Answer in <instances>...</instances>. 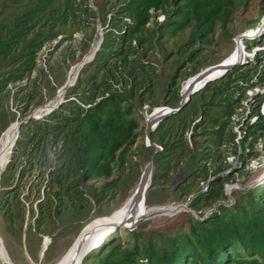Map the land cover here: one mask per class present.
Here are the masks:
<instances>
[{
	"label": "trees",
	"instance_id": "16d2710c",
	"mask_svg": "<svg viewBox=\"0 0 264 264\" xmlns=\"http://www.w3.org/2000/svg\"><path fill=\"white\" fill-rule=\"evenodd\" d=\"M250 3L103 0L93 8L90 0L3 2L0 109L12 98L18 103L19 119L31 112L44 79L56 74L63 62H78V50L92 42L93 33H87L92 23L99 22L104 35L92 60L79 67L75 83L66 87L64 101L47 115L21 124L0 174L4 218L25 219L21 188L34 169L39 178L34 219L39 232L52 210L84 206L88 198L82 186L92 189L96 204L109 201L119 192L125 172L138 167L137 157L153 156L148 191L173 187L197 217L188 216L185 224L157 238L119 229L127 233V241L116 232L88 252L82 264H264V186L233 195L228 205L225 185L242 170L236 167L235 173L223 174L231 154H238L245 167L261 160L257 145L264 138V28L243 40L251 56L207 82L178 112L158 122L151 133L161 148L158 152L139 140L144 134L140 113L144 105L177 108L181 81L199 72L208 46L233 36L230 24ZM158 14L164 16L163 22H158ZM184 32L186 40L168 50V39ZM76 33H82L77 46L72 42ZM50 44V56L42 62L40 53ZM63 44L62 60L53 61ZM155 51L164 63L175 66L160 103L158 70L149 59ZM245 101L250 108L243 118ZM183 164L185 172L175 181Z\"/></svg>",
	"mask_w": 264,
	"mask_h": 264
},
{
	"label": "rangeland",
	"instance_id": "374dc122",
	"mask_svg": "<svg viewBox=\"0 0 264 264\" xmlns=\"http://www.w3.org/2000/svg\"><path fill=\"white\" fill-rule=\"evenodd\" d=\"M102 1L103 0H90L91 6L95 8V4ZM113 1L114 0H110V2ZM3 2H10V0H2L0 2V10L2 8ZM263 8L264 0H251V3L246 10L244 9V6H242L237 12V17L234 23L230 24V31L233 33V36L230 39H224L225 41L218 45H207V48L209 50L201 59V68L199 72L207 68L208 66L211 67L224 61L228 62V59L230 57H236L238 53L235 50L237 47L236 45L239 35L245 34L246 31L250 30L258 32L264 28V15L263 17L261 16ZM260 17V22L255 23ZM100 25L101 24L99 22L95 24L92 23L90 27L87 28L88 34L93 33V39L89 44V47H81V49L78 50L77 54L78 56H80L78 62H80L85 54L90 50L92 44L99 39L100 31L102 30V27ZM187 35V32H184L180 36L171 37L168 39V43L165 44V46L168 50H173V44L175 42L179 44L184 42L187 38ZM75 36L77 37V39L72 42L77 46L78 41H80V38L82 37V33H76ZM55 42L56 41H54L52 44L54 45ZM68 43H70V41ZM64 46L65 44L60 47L57 53H54V55L52 56L53 61L62 60L60 51ZM51 49H53V47L50 44L42 50V53H40L42 62H44L45 59L47 60V58L50 56L48 52ZM246 54L251 56L252 52L246 51ZM149 59L157 66L158 75L156 77V87L158 89L157 99L160 103L162 100L163 92L167 88L170 74L174 70L175 66L170 65V63H164L160 54L156 51L149 57ZM78 62L73 64L63 62L61 68L57 70L56 74L52 76L49 75L47 79H44V81H42L40 90L36 93V99L33 103L31 112H29L26 116L31 114L39 106L47 104L57 97L59 87H61L66 82L71 68ZM187 79L181 81V88ZM256 90L257 88L254 90H249L248 93L252 95ZM244 105L245 109L243 112V118L246 117V113L250 108L249 106H246V101ZM17 106L18 103H16V101L14 102L12 98H10L8 105L6 104V107L4 109H0V139L6 127L14 119H19L20 115L17 110ZM233 118L234 120H237L238 115H233ZM141 121H143V119H141ZM238 124H241V122H239ZM238 124L234 125L233 129L236 134L238 133ZM143 125H145V121H143ZM142 131L143 133H145V127L142 129ZM144 139L145 137L143 134L139 140L141 142ZM257 150L259 152L261 160H253L246 167L243 163V160L239 159L238 154L234 153L233 155H229V165L228 168L224 170L223 174L231 172L235 173L236 167L241 169L242 171L237 175V178L234 180V182L227 183L225 185V192L230 197L228 205H231L230 202L233 200V195L235 197H239V192L246 193L253 188H258L260 190L261 187L264 186V138H261L259 140ZM199 155L200 153L196 152L195 156L197 157ZM137 158L139 159L138 167L134 168V170L128 169L125 172L121 188L111 200L96 204L92 189L86 186H82L88 198V200L84 202V206H67L62 207L58 210H52L50 215L46 217V221L43 224L41 231L39 232L36 231V225L34 221L37 214L36 202L39 200H35L37 198L36 189L37 184L39 183V178H37L38 175H35L36 170L34 169L31 175L28 174V177L26 178V181L22 183L23 187L21 188L20 197L25 204V219L21 220L18 218L13 222L7 221L4 218L2 211L0 210V234L3 238L4 244L12 261L15 264H54L57 259L71 246L80 242L84 237H87L90 234L94 233L97 226L105 219H107L112 211H114L125 201L128 195L132 192L133 188L138 184L142 171L151 161L147 160V158H145L144 156ZM183 172H185V164H183L180 167V170L177 172L175 181L179 179L180 175ZM204 188L205 184L202 186L201 190H204ZM40 190L42 191V187ZM28 194H30V198H26ZM33 199V208L35 210L34 215H32L29 210L30 203L31 201H33ZM146 200L144 204L152 207L158 206L162 208H172L187 203L186 199L179 198L174 194L173 187L168 190L158 189L153 192H149L147 190ZM190 209L181 208V210L176 209L172 212H157L151 215L149 218L141 221L139 224L132 226L131 228H128V226L130 227V225L114 226L103 234L101 240L102 242H100L99 245L104 243L107 239L114 238L113 234H115L116 232L119 238L127 241V233L124 231H118L119 229L125 228H127L128 230L134 229L136 231H140L147 237L149 235H152L157 238L161 233L174 230L175 228L179 227V224H185V220L188 216L197 217V214H194L191 211L192 209ZM163 212L166 213L164 214ZM43 236H47V238L50 239L51 242H49L48 239L43 242ZM99 238L100 236L96 237L94 239V243L98 241ZM40 252L42 255H40ZM36 256L38 260H35Z\"/></svg>",
	"mask_w": 264,
	"mask_h": 264
},
{
	"label": "bare ground",
	"instance_id": "6f19581e",
	"mask_svg": "<svg viewBox=\"0 0 264 264\" xmlns=\"http://www.w3.org/2000/svg\"><path fill=\"white\" fill-rule=\"evenodd\" d=\"M259 28V27H258ZM247 37V31L245 32V37L240 38L238 37L237 39V47L236 50L238 55L235 57H230L227 61L224 62H220L218 64H215L211 67H207L205 69L202 70L201 73H199L196 76H192L189 79L186 80V82L184 83V93H187V91L189 89H191L192 87L196 86L199 82L203 81L206 77H208L209 75L213 76V75H218L220 74V72H222V70L227 67V64H230L232 61H239L242 56H243V39ZM248 37H251L250 34H248ZM97 41L94 43L93 47L91 48L90 51H88L85 54V58L86 60H88L93 52L96 49V44ZM244 53H245V49H244ZM220 64V65H219ZM80 64L79 62L77 64H75L68 75L67 80L69 82H73L75 79V76L77 74V70L79 69ZM200 84V83H199ZM61 87H59L58 92H57V97L54 100H51L49 102L48 105L44 106H39L38 108H36V112L35 114L37 116H40L42 113H44V111L48 110L49 108H51L55 103H57L63 95V90L60 89ZM40 118V117H38ZM18 122L19 119H14L4 130L1 139H0V174L3 171L11 150L13 148V143H15L16 141V135L18 132ZM149 169L147 167L144 168V170L141 173V176L139 178V182L138 184L133 188L132 192L128 195V197L125 199V201L118 206L114 211H112V213L110 214V216L105 219L103 222H101L96 230L94 231V233L90 234L87 237H84L80 242H78L77 244L71 246L66 252H64L54 264H82V254L84 253V250L87 249L89 246H91L92 244L97 243L98 241H96L94 243V239L98 236L103 235L106 231H108L110 228L117 226V225H130V226H135L137 224H139L141 221L149 218L151 215H153L154 213H159L162 211H168V212H172L175 211L177 208H162V207H156V206H148L146 204H144L145 200H146V194H147V190L149 188L148 187V183H149V178H150V173H149ZM164 213V212H163ZM166 213V212H165ZM164 213V214H165ZM102 240V238H101ZM100 240V242H101ZM0 264H15L8 251L7 248L4 244L3 238L0 234Z\"/></svg>",
	"mask_w": 264,
	"mask_h": 264
},
{
	"label": "water",
	"instance_id": "95a60500",
	"mask_svg": "<svg viewBox=\"0 0 264 264\" xmlns=\"http://www.w3.org/2000/svg\"><path fill=\"white\" fill-rule=\"evenodd\" d=\"M103 37H104V35H103V30H101L100 31V37H99V39L97 40V45H96V49H95V51L93 52V54H92V56L88 59V60H86V59H84L85 57H83L82 59H81V61L79 62V64H80V67H82L83 65H85L86 64V62H88V61H90V60H92V58L94 57V55H95V53H96V51H97V49L99 48V46H100V44H101V42H102V40H103ZM239 37L240 38H243V37H245V34H241V35H239ZM95 43V42H94ZM94 43L92 44V46H91V48L93 47V45H94ZM91 48H90V50H91ZM242 48H243V56H242V58L238 61H235V62H231L230 64H227L226 66L227 67H225L223 70H222V72H220V74H218V75H213V76H211V75H209L208 77H206L203 81H201V82H199L196 86H194V87H192L191 89H189L188 91H187V93H184V86H182V88H181V90H180V95L182 96V99H181V102H180V105L177 107V108H175V109H172V110H170L169 112H167V113H158V114H156V115H154V116H152V118H150V120L148 121V123H149V125H150V128H145V133H144V137H145V140H147V142H148V144L149 145H152V146H154L155 148H156V152H158L161 148L158 146V145H156L153 141H152V139H151V133H152V126H153V124H156V123H158L160 120H162L163 118H164V116H166L168 113H171V112H178L184 105H185V103H186V101L190 98V96H192V94H194L195 92H197L198 90H200L201 88H203L206 84H207V82H209L210 80H213V79H215V78H217V77H219V76H221V75H224L225 73H226V71L228 70V68L230 67V66H232V65H234V64H236V63H239V62H241V61H243L245 58H246V53H244V46L242 45ZM89 50V51H90ZM220 65V64H219ZM202 71H200V72H198V73H196L194 76H196V75H198L199 73H201ZM77 76V75H76ZM192 77V76H191ZM190 78V77H189ZM188 78V79H189ZM73 82H69L68 80H66V82L61 86V88L60 89H62L63 90V95H64V92H65V89H66V87L67 86H69V85H73L72 84ZM63 95H62V97H63ZM62 99V98H61ZM60 99V100H61ZM59 100V101H60ZM59 101L57 102V103H55L51 108H49L48 110H46V111H44V113L45 112H48L49 110H51L53 107H55L58 103H59ZM48 105V104H47ZM35 112H36V109L31 113V114H29L28 116H26L25 118H23V119H19V122H18V135H19V129H20V126H21V124L23 123V122H26V121H29V120H31V119H33V118H38V117H40V116H37L36 114H35ZM18 135H17V137H18ZM17 137H16V139H17ZM12 146H14V143H13V145ZM152 159H153V156H152ZM152 159H151V161L147 164V168L150 170L149 171V173H150V180H149V183H148V187L147 188H149V186H150V184H151V175H152V166H153V164H152ZM206 186L207 185H205V188H206ZM204 188V189H205ZM184 207L183 208H188V209H190L189 207H188V203H186L185 205H183ZM191 210V209H190ZM194 214H196L193 210H191ZM132 226H128V228H131ZM102 236L103 235H101L100 236V238H99V240H98V242L97 243H95V244H92L91 246H89L87 249H85L84 250V253L82 254V256H81V260H83V258L88 254V252H90V251H93V250H95L97 247H98V245H99V243H100V240H101V238H102ZM82 262V261H81Z\"/></svg>",
	"mask_w": 264,
	"mask_h": 264
},
{
	"label": "built area",
	"instance_id": "2783aa9c",
	"mask_svg": "<svg viewBox=\"0 0 264 264\" xmlns=\"http://www.w3.org/2000/svg\"><path fill=\"white\" fill-rule=\"evenodd\" d=\"M157 20H158V22H163L164 21V16L162 15V14H158L157 15ZM76 76H75V79H74V81H73V83L72 84H74L75 83V81H76ZM64 101V95H63V97H62V99L59 101V103L55 106V107H53L51 110H49L48 112H45V113H42L41 115H40V118L41 117H43V116H45V115H47L48 113H50L54 108H56L61 102H63ZM47 104H49V102L47 103ZM47 104H44V106H46ZM173 108H171L170 106H167V105H159V106H153V107H150L148 104H145L144 105V107L142 108V110L140 111V113H141V115H142V117H143V121H145V125H144V127L146 128H150V125H149V123H148V121L150 120V118H152V116H154V115H156V114H158V113H167V112H169L170 110H172ZM262 112H264V104H263V106H262ZM157 124L158 123H156V124H153V126H152V131L156 128V126H157ZM189 134H190V132H188V136H189ZM144 143H145V145H149L148 144V142H147V140H145L144 139ZM157 145V144H156ZM159 146V145H158ZM160 147V146H159ZM187 203H188V201H187ZM186 204V203H185ZM185 204H181V205H179V206H176V207H174V208H177V210H181V208H183V205H185ZM44 237V239H43V242L46 240V239H48L47 238V236H43ZM49 240V242H51V240L50 239H48Z\"/></svg>",
	"mask_w": 264,
	"mask_h": 264
},
{
	"label": "clouds",
	"instance_id": "9594fccd",
	"mask_svg": "<svg viewBox=\"0 0 264 264\" xmlns=\"http://www.w3.org/2000/svg\"><path fill=\"white\" fill-rule=\"evenodd\" d=\"M257 33H258L257 31H252V30L247 31V37H248V34H250L251 37H248V38H252V37H254ZM245 53H246V51H245ZM249 56H250V55H247V54H246V57H249ZM98 246H99V245H98Z\"/></svg>",
	"mask_w": 264,
	"mask_h": 264
},
{
	"label": "crops",
	"instance_id": "0c3cea01",
	"mask_svg": "<svg viewBox=\"0 0 264 264\" xmlns=\"http://www.w3.org/2000/svg\"><path fill=\"white\" fill-rule=\"evenodd\" d=\"M40 255H42L41 252H40Z\"/></svg>",
	"mask_w": 264,
	"mask_h": 264
}]
</instances>
